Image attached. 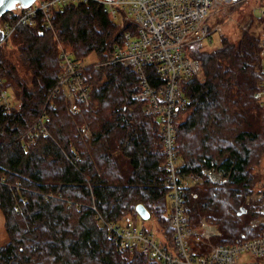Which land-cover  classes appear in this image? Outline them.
Segmentation results:
<instances>
[{
	"label": "trees",
	"instance_id": "1",
	"mask_svg": "<svg viewBox=\"0 0 264 264\" xmlns=\"http://www.w3.org/2000/svg\"><path fill=\"white\" fill-rule=\"evenodd\" d=\"M50 10L51 27L39 12L34 25L16 26L0 44V92L10 89L19 101L0 102V214L8 234L0 264H158L139 248H122L103 223L133 224L142 204L161 244L172 243L161 124L132 97L139 89L134 69L108 61L124 26L93 0ZM251 17L262 23L259 31L243 29L235 38L219 33L218 45L193 46L201 71L183 81L188 102L177 117L181 174L209 168L224 176L183 192L191 224L202 217L216 224L215 243L261 230L250 220L260 216L262 201L244 202L246 194L264 189V164L263 176L255 173L264 158V102L254 97L261 87L264 22ZM60 42L77 59L96 58L84 67L90 96L80 114L91 129L85 141L62 95L49 97L60 72ZM43 114L50 118L46 133L35 124Z\"/></svg>",
	"mask_w": 264,
	"mask_h": 264
},
{
	"label": "built area",
	"instance_id": "2",
	"mask_svg": "<svg viewBox=\"0 0 264 264\" xmlns=\"http://www.w3.org/2000/svg\"><path fill=\"white\" fill-rule=\"evenodd\" d=\"M90 0H34L26 7L8 10L0 16V30L5 41L18 25H34L37 15H44L46 26L51 27V7L64 2ZM104 5L114 21L123 24L121 40L115 44L109 62H120L134 69L139 89L132 97L145 102L144 112L155 116L162 131L165 154L163 165L167 169L164 185L168 188L169 210L167 222L173 229L169 247L161 244L152 230L126 222L103 221L109 235L118 239L122 248L132 252L139 248L158 264H264V189L254 193L262 201L261 214L252 218V226H260L258 235L236 237L230 243H213L219 229L202 220L199 225L190 223L183 192L189 184L202 181L218 182L222 172L206 168L202 172L181 174L183 160L178 154L176 135L179 108L188 102L183 92V81L198 75L200 61L191 54L198 43H211L214 34L220 33L216 16L226 7L245 3L264 5V0H93ZM222 14V13H221ZM264 22V9L260 11ZM261 87L254 97L264 102V28L261 30ZM61 70L49 97L63 95L72 113H79L80 103L89 102V90L84 79L81 59L60 49ZM156 82L152 84L150 79ZM1 82V79H0ZM0 102L9 106L7 89L0 92ZM50 118L40 115L35 124L46 133Z\"/></svg>",
	"mask_w": 264,
	"mask_h": 264
},
{
	"label": "rangeland",
	"instance_id": "3",
	"mask_svg": "<svg viewBox=\"0 0 264 264\" xmlns=\"http://www.w3.org/2000/svg\"><path fill=\"white\" fill-rule=\"evenodd\" d=\"M263 9H264V5H253V11H252L251 3H245L242 6L226 7L224 9V12L223 11H220V13L218 12V15L216 16V20H217L216 25L220 27V33L226 34L227 36L232 37V38L237 37V35H239L241 30L243 29L250 30V31H259L262 23L257 19H252L251 14L253 13V15L259 17L260 11ZM218 43H219V35L214 34L213 39H212V44L210 45L209 43H206L204 47H206L207 49H210L211 47L218 45ZM58 46H59L58 47L59 50L65 49L69 51V47L64 46L63 43L61 42L58 44ZM94 60H96L94 56L93 57L88 56L82 61H83V64L86 65L88 63L94 62ZM60 70H61V65H60ZM198 75H200V73ZM11 91L12 90L7 89V95L9 96V103L12 106L14 105L18 106L19 101L15 98V96L11 93ZM62 99L65 103L67 104L70 103L63 95H62ZM81 104L82 103L79 104V107L81 106ZM83 104L86 105V103H83ZM67 109H68V112L70 113L68 105H67ZM80 111L79 113H75L74 115H72V118H73L74 123L76 124L77 137L81 139L82 141H85V140L90 139L91 129L86 121L85 116L84 115L81 116ZM263 164H264V158H261V162L257 166H255V173L260 176H263ZM223 177L224 176H221L218 182H221ZM255 201L257 200L254 197V192L245 195V198H244L245 204H252ZM167 205L169 206V200L167 202ZM202 220H205L208 223L216 226V224L209 222L205 217H202L197 225H199ZM131 223L138 225L139 227H141L142 225L146 226L150 230L153 231L157 239L160 237L158 228L156 227V224L153 218H148L145 220L142 218L131 219ZM214 238L211 239L213 243H215L213 240ZM7 240H8V234L5 230L3 218L0 214V244L2 242L4 243ZM84 264H99V263L86 260Z\"/></svg>",
	"mask_w": 264,
	"mask_h": 264
},
{
	"label": "water",
	"instance_id": "4",
	"mask_svg": "<svg viewBox=\"0 0 264 264\" xmlns=\"http://www.w3.org/2000/svg\"><path fill=\"white\" fill-rule=\"evenodd\" d=\"M34 0H4L3 3H0V16L7 12L8 10H11L15 7H26L30 5ZM3 37L2 31L0 30V39ZM136 211L143 219H148L150 216L149 211L146 209V207L142 204L136 205ZM246 208L242 207L241 210L238 211V214H241L242 212H245Z\"/></svg>",
	"mask_w": 264,
	"mask_h": 264
},
{
	"label": "snow or ice",
	"instance_id": "5",
	"mask_svg": "<svg viewBox=\"0 0 264 264\" xmlns=\"http://www.w3.org/2000/svg\"><path fill=\"white\" fill-rule=\"evenodd\" d=\"M4 2V0H0V3H3Z\"/></svg>",
	"mask_w": 264,
	"mask_h": 264
}]
</instances>
